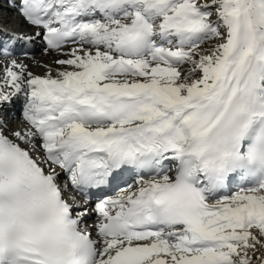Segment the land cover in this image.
Returning <instances> with one entry per match:
<instances>
[{
  "label": "snow or ice",
  "instance_id": "obj_1",
  "mask_svg": "<svg viewBox=\"0 0 264 264\" xmlns=\"http://www.w3.org/2000/svg\"><path fill=\"white\" fill-rule=\"evenodd\" d=\"M0 264H264V0H0Z\"/></svg>",
  "mask_w": 264,
  "mask_h": 264
},
{
  "label": "bare ground",
  "instance_id": "obj_2",
  "mask_svg": "<svg viewBox=\"0 0 264 264\" xmlns=\"http://www.w3.org/2000/svg\"><path fill=\"white\" fill-rule=\"evenodd\" d=\"M36 56L38 59H41V54L39 52L36 53ZM14 110V113L15 111H17L18 113H16V116L18 117L20 115V111H19V105H16L15 108L13 109Z\"/></svg>",
  "mask_w": 264,
  "mask_h": 264
},
{
  "label": "rangeland",
  "instance_id": "obj_3",
  "mask_svg": "<svg viewBox=\"0 0 264 264\" xmlns=\"http://www.w3.org/2000/svg\"><path fill=\"white\" fill-rule=\"evenodd\" d=\"M14 111V110H13ZM16 113H18L17 111H15V115H16Z\"/></svg>",
  "mask_w": 264,
  "mask_h": 264
}]
</instances>
